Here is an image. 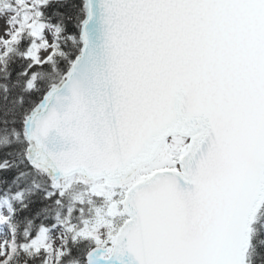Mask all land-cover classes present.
<instances>
[{
    "label": "snow or ice",
    "instance_id": "6c2138e0",
    "mask_svg": "<svg viewBox=\"0 0 264 264\" xmlns=\"http://www.w3.org/2000/svg\"><path fill=\"white\" fill-rule=\"evenodd\" d=\"M0 264H264V0H0Z\"/></svg>",
    "mask_w": 264,
    "mask_h": 264
}]
</instances>
